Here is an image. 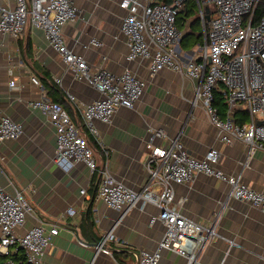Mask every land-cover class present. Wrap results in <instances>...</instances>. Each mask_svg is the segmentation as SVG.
Here are the masks:
<instances>
[{
    "label": "crops",
    "instance_id": "obj_1",
    "mask_svg": "<svg viewBox=\"0 0 264 264\" xmlns=\"http://www.w3.org/2000/svg\"><path fill=\"white\" fill-rule=\"evenodd\" d=\"M122 1L70 0L78 16L63 28L68 47L83 55L93 70L105 66L119 75L130 69L146 81L144 95L134 108H119L111 124L95 122L99 131L95 148L98 166L108 160L119 181L133 190L142 189L148 180L146 162L153 129L164 134L154 138L155 145L168 146L179 136L195 158H203L208 150L217 148L221 152L219 169L227 174L239 172L248 147L242 142H221L220 130L210 122L204 106L193 104L196 83L168 69L151 76L149 60H127L129 48L121 25L128 11L120 6ZM0 6L13 7L14 3L0 0ZM190 27L187 23L182 38ZM201 28L203 41L199 45L205 36ZM92 40H98L101 46H91ZM189 42L180 43L178 48L184 63L199 57V45L189 48ZM0 44V120L8 116L24 128L17 140L0 141V186L10 194L22 190L33 208L19 232L23 234L39 223L58 226L59 235L45 251L46 264H139L137 253L158 250L164 237L163 224L152 222L159 208L140 204L124 213L108 207L97 196V173H92L84 162L75 163L69 172L56 163L55 128L39 109L31 107V102L42 98L59 102L81 126L82 107L100 99L101 94L74 78L73 70L48 43L42 29L28 25L18 39L0 32ZM34 75L40 86L33 83ZM12 79L16 80L15 86L10 85ZM68 94L76 98L77 104L68 99ZM225 106L224 113L220 110L222 117L227 113ZM233 116L239 124L249 122L244 106H239ZM244 181L264 193V150L254 153L244 171ZM181 198L186 201L180 211L204 227L220 216L217 234L207 243L200 262L264 264V213L232 198L228 183L200 174L192 182L176 186V202ZM72 208L75 214L70 216ZM108 232H113L116 239L109 244L113 256L97 252ZM10 251L8 257L16 260L25 256L20 248ZM8 257L1 255L0 264ZM160 264H186V259L163 250Z\"/></svg>",
    "mask_w": 264,
    "mask_h": 264
},
{
    "label": "built area",
    "instance_id": "obj_2",
    "mask_svg": "<svg viewBox=\"0 0 264 264\" xmlns=\"http://www.w3.org/2000/svg\"><path fill=\"white\" fill-rule=\"evenodd\" d=\"M11 1L13 7L0 6V32L18 39L28 25L42 29L48 43L73 70L74 78L101 94L100 99L82 107L81 126L72 120L65 106L59 102L46 98L31 102V107L39 109L55 128L56 163L69 172L75 163L84 162L92 173L99 175L98 198L114 210L128 213L140 204H153L160 210L152 222L163 224L164 237L158 250L137 253L139 264H160L163 250L185 258L186 264H203L199 258L207 243L216 236L220 216H216L211 226L204 227L180 211L185 198L176 202V186L190 183L200 174L228 183L232 198L264 213V193L254 190L244 181V171L254 153L264 150V17L259 22L254 18L260 0H196L205 36L203 44L199 45V57L187 63L182 62L179 56L182 32L177 23L178 14L187 0H174L171 4L159 0L121 2L120 6L128 11L121 25V33L129 48L127 60H149L151 76L166 69L184 74L196 83L193 104L204 106L210 122L220 130L221 142L228 145L242 142L248 147L241 170L227 174L218 167L221 161L219 149L212 148L203 158H195L179 136L171 139L168 146L155 145L154 138L164 134L151 129L146 162L148 180L140 190H133L119 181L111 172L108 160L98 166L95 149L88 136H93L98 143L99 131L95 122L111 124L119 108H134L144 95L146 81L130 69L119 75L105 66L93 70L83 55L68 47L63 28L78 16L70 0ZM90 45L99 47L101 43L92 40ZM32 81L37 86L41 85L35 75ZM15 82L12 79L10 85L15 86ZM217 92L227 105L225 117L216 105ZM68 99L77 104L73 95L68 94ZM239 106L248 111L247 124L241 125L234 119L233 114ZM23 132L22 124L8 116L1 118L0 141L17 140ZM85 193L86 190H82V194ZM32 212V205L22 190L17 189L10 194L0 186V256L8 257L11 248H20L25 252L26 264H46L45 251L60 230L56 225L39 223L20 233ZM74 214L73 208L68 211V215ZM113 242H116L115 236L108 232L97 248L98 254L113 256V249L109 246ZM2 264L18 263L8 257Z\"/></svg>",
    "mask_w": 264,
    "mask_h": 264
},
{
    "label": "trees",
    "instance_id": "obj_3",
    "mask_svg": "<svg viewBox=\"0 0 264 264\" xmlns=\"http://www.w3.org/2000/svg\"><path fill=\"white\" fill-rule=\"evenodd\" d=\"M163 3L171 4L173 3L174 0H161ZM264 17V0H260V3L258 4L254 18L255 22H259L262 18ZM177 23L180 31H183L186 27V24H190V29L187 32V35L181 39V43L185 41H190L189 48H193L203 41V32H202V22L200 17L198 16V5L196 0H187L185 6L183 9L180 11L177 17ZM199 28V33H197V29ZM197 30V31H196ZM216 105L220 108L221 112L224 113L226 110V106L224 103V99L222 95L217 92L216 93ZM244 122L241 121V125ZM89 141L90 144L93 146V148L98 147L97 141L93 138V136L89 135ZM117 255V253H114V256ZM12 259L18 263V264H26V257L23 256L21 259L16 260L15 258L12 257Z\"/></svg>",
    "mask_w": 264,
    "mask_h": 264
},
{
    "label": "water",
    "instance_id": "obj_4",
    "mask_svg": "<svg viewBox=\"0 0 264 264\" xmlns=\"http://www.w3.org/2000/svg\"><path fill=\"white\" fill-rule=\"evenodd\" d=\"M206 10L209 12V8L207 7ZM208 21L210 20V16L207 17ZM261 124V122H260Z\"/></svg>",
    "mask_w": 264,
    "mask_h": 264
},
{
    "label": "rangeland",
    "instance_id": "obj_5",
    "mask_svg": "<svg viewBox=\"0 0 264 264\" xmlns=\"http://www.w3.org/2000/svg\"><path fill=\"white\" fill-rule=\"evenodd\" d=\"M196 29L198 30L199 28H196ZM197 30H196V31H197ZM197 33H199V30L197 31Z\"/></svg>",
    "mask_w": 264,
    "mask_h": 264
}]
</instances>
